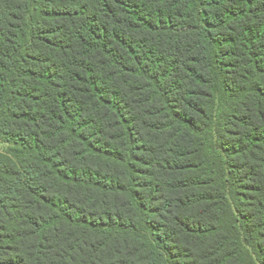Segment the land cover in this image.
<instances>
[{
	"label": "trees",
	"instance_id": "16d2710c",
	"mask_svg": "<svg viewBox=\"0 0 264 264\" xmlns=\"http://www.w3.org/2000/svg\"><path fill=\"white\" fill-rule=\"evenodd\" d=\"M0 264H264V0H0Z\"/></svg>",
	"mask_w": 264,
	"mask_h": 264
},
{
	"label": "rangeland",
	"instance_id": "374dc122",
	"mask_svg": "<svg viewBox=\"0 0 264 264\" xmlns=\"http://www.w3.org/2000/svg\"><path fill=\"white\" fill-rule=\"evenodd\" d=\"M7 147V145L6 144H3V143H1L0 142V150H3V149H5Z\"/></svg>",
	"mask_w": 264,
	"mask_h": 264
}]
</instances>
